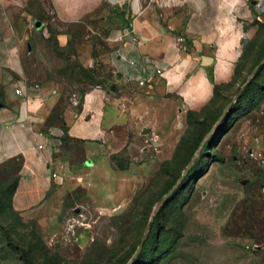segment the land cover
Instances as JSON below:
<instances>
[{"label":"rangeland","instance_id":"obj_1","mask_svg":"<svg viewBox=\"0 0 264 264\" xmlns=\"http://www.w3.org/2000/svg\"><path fill=\"white\" fill-rule=\"evenodd\" d=\"M7 1L0 0V19H17L11 25L23 36V54L20 76L0 67V106L6 87L19 79L55 99L57 120L63 109L75 110L85 93L112 82L108 27L100 16L68 22L47 0H25L23 7ZM263 98L264 66L218 125L224 107L219 111L213 103L183 112L166 100L155 105L162 117L152 120L148 133L114 129L88 146L99 149L89 158L80 142L63 139L58 182L43 207L28 216L10 207L20 162L1 166L0 264H128L152 215L133 264H264V135H257L260 128L242 137L248 121L263 126L250 112Z\"/></svg>","mask_w":264,"mask_h":264},{"label":"crops","instance_id":"obj_2","mask_svg":"<svg viewBox=\"0 0 264 264\" xmlns=\"http://www.w3.org/2000/svg\"><path fill=\"white\" fill-rule=\"evenodd\" d=\"M47 1L68 22L100 16L108 27L105 56L113 80L85 93L75 110L63 109L57 120L56 101L46 92L19 79L6 87L0 107V167L20 162L10 205L21 216L42 208L56 186L61 175L57 163L66 153L63 139L80 142L89 158L99 149L88 146L105 141L114 129L150 130L152 120L162 117L155 108L159 102L175 101L183 112L214 103L221 111L244 84V73L264 55V0ZM7 3L23 7L25 0ZM16 20L9 15L0 19V43L12 41L0 44V67L20 76L23 36L11 25ZM250 112L264 122V98ZM260 128L257 135H264V124L248 121L242 137Z\"/></svg>","mask_w":264,"mask_h":264},{"label":"water","instance_id":"obj_3","mask_svg":"<svg viewBox=\"0 0 264 264\" xmlns=\"http://www.w3.org/2000/svg\"><path fill=\"white\" fill-rule=\"evenodd\" d=\"M37 28L39 27V24L36 25ZM264 66V56L262 58V60L254 67V69L250 72V75L248 77V79L244 82V84L238 89L237 93L233 96V98L229 101V103L224 107L222 113L220 114L217 122L215 123V125H218L221 123V121L223 120V118L225 117V115L231 110L232 105L235 103L236 99L241 95L242 91L251 83L252 80H254L256 74L260 71L261 68H263ZM149 130H144L143 133L146 134L148 133ZM191 164V163H190ZM189 164V166H190ZM189 170V167H187L184 170V173L180 176L179 180L177 181V183L171 188L170 191L167 192V194L159 201V203L157 204V208L156 211L157 212L161 206L163 204H165L167 202V200L169 199V197L175 192V190L179 187V185L181 184L182 180L184 179L185 174L187 173V171ZM153 216L151 217L150 221L147 223L146 228H145V233L141 239V241L138 244L137 250L135 251L134 255L132 256V258L130 259V262L128 264H133L134 261L138 258L142 247L145 243L146 237L148 235L151 223H152V219Z\"/></svg>","mask_w":264,"mask_h":264},{"label":"built area","instance_id":"obj_4","mask_svg":"<svg viewBox=\"0 0 264 264\" xmlns=\"http://www.w3.org/2000/svg\"><path fill=\"white\" fill-rule=\"evenodd\" d=\"M156 74L157 75H162V72L161 71H156ZM140 84H142V83H140ZM15 93L17 95H19L20 94V91L19 90H15ZM52 177L55 178L56 177V174H53Z\"/></svg>","mask_w":264,"mask_h":264},{"label":"trees","instance_id":"obj_5","mask_svg":"<svg viewBox=\"0 0 264 264\" xmlns=\"http://www.w3.org/2000/svg\"><path fill=\"white\" fill-rule=\"evenodd\" d=\"M263 56H264V55H263ZM261 60H262V59L260 58V59H259V62H260ZM259 62H258V63H259ZM258 63H257V64H258ZM257 64H256V65H257ZM256 65H255V66H256ZM218 90H220V89L215 88V91H218ZM3 105H4V104H3ZM3 105H1L0 107H3ZM14 188H15V186H14ZM13 190H14V189H13ZM10 207H11V205H10ZM11 209H12V208H11ZM13 212H14V211H13ZM24 260H25V259H24ZM25 263H26V264H31V263H29L27 260H25Z\"/></svg>","mask_w":264,"mask_h":264}]
</instances>
